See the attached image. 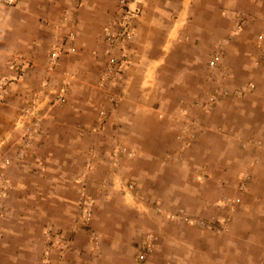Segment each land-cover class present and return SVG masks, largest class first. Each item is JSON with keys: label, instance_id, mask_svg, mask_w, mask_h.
Here are the masks:
<instances>
[{"label": "rangeland", "instance_id": "obj_1", "mask_svg": "<svg viewBox=\"0 0 264 264\" xmlns=\"http://www.w3.org/2000/svg\"><path fill=\"white\" fill-rule=\"evenodd\" d=\"M259 3L264 5V0H237L236 8L226 12L229 20L210 28L199 23L210 19V14L196 11L208 4L206 0H124L128 17L120 12V0H14L11 4L0 0V264H167L164 258L181 250L170 239L199 244L192 228L210 231L207 246L215 254L222 249L220 259L242 264L243 247L250 246L248 250L255 252L250 255L261 256L257 263L264 264V220H242L238 215L232 220L240 192H245L253 176L247 194L264 197L259 186L264 184V117L260 116L264 109L248 102L244 120L243 112L229 101L254 92V74L264 70L254 65H264V30H255V23L264 22ZM239 21L241 28L234 29ZM126 24L132 27L129 38L106 40L108 26L119 33ZM71 32L74 50L67 51L63 41ZM147 36L150 42L145 49L140 45V52L151 49L157 54L164 45L167 52L180 48L178 54L183 53L178 60L165 55L152 67L156 73L151 78L159 82L149 93L154 104L165 96L174 100L171 91L178 80L188 90L177 98L171 117L175 129L169 138L158 124L147 123L165 118L166 113L156 107L149 114H138L135 124L114 120L119 110H128L122 59L133 40L142 42ZM165 36L171 39L167 44ZM55 45L59 57L52 65L49 58ZM241 51L250 52V57L244 59ZM216 53L219 63L210 67ZM108 64L112 71L106 70ZM250 83L251 89L232 92ZM216 93V101L204 107ZM216 106L218 113L228 110V123L207 118ZM150 128L158 133L144 137L143 130ZM212 130L234 138V145L227 144L231 152L210 133L203 139L215 155L192 154L194 134L206 136ZM100 133L108 135L109 148L101 150ZM147 144L155 151L162 147L155 161H144L139 154ZM105 151L113 155L118 187L103 177L106 169L95 160ZM222 157L248 165L244 174H235L239 193L221 190L214 199L213 187L210 193L207 186L198 188L197 179L179 169L187 162L189 167L222 165ZM249 166L259 169L253 173ZM211 174L221 180L231 178L221 170ZM129 182L130 189L125 187ZM181 183L186 190L175 188ZM198 189L204 194L199 202L190 194ZM80 197H86L85 204ZM249 200L244 201L246 216L261 215L264 204ZM84 206L90 210L88 219L82 216ZM200 220L205 225H198ZM159 229L166 240L158 235ZM243 229L257 231L251 242L233 234ZM147 235L151 248L140 259L139 247ZM58 238L62 246L54 244Z\"/></svg>", "mask_w": 264, "mask_h": 264}, {"label": "crops", "instance_id": "obj_2", "mask_svg": "<svg viewBox=\"0 0 264 264\" xmlns=\"http://www.w3.org/2000/svg\"><path fill=\"white\" fill-rule=\"evenodd\" d=\"M183 3H184V0H183ZM206 3H208L206 4V6H200V8L196 9V11L203 12V15L205 14V12L207 13V15L210 14V19H206L204 22L202 21L199 22L201 26L203 25V27H210V28H214L216 26L223 24L225 18L229 20L228 16L226 15V12H228L230 9L236 8L237 6L236 5L237 0H206ZM258 5L259 6H257V8L264 13V5L260 3ZM186 9L185 11H183L184 13H186ZM196 25H198V21ZM255 25H256L255 30H258V31L261 29L264 30V22L260 24L255 23ZM148 26L149 27L147 28L151 27V25H148ZM163 40H164V43L166 44L169 41H171V39L166 36L163 38ZM149 42H150V39L148 38V36L144 38L142 42L138 38L137 40H133L130 50L128 51L127 55L122 59L123 62L126 61L125 66H123L124 67L123 72L127 76L126 84L129 90V92L127 93V101L125 103L126 108L128 110L125 113H122V111L119 110L118 111L119 115L116 114L114 120L122 125L124 122H126L129 125L135 124L138 122L137 120H139L138 114L140 113L149 114L150 109L152 110L154 107H156L154 108L156 111H159V112L163 111V113H166L167 116L165 115V118L163 119H160V118L156 119L155 121L157 123H152L153 120H149L147 123L151 124V127H154L155 124H158L160 129L163 128V131L166 130L162 135H167V137L169 138L170 133H173L172 131L173 129H175V127L173 126L174 123H172L173 120H171V117L173 115V110H175V106L177 104L176 103L178 100L177 98L181 97L184 94V92L188 90H186L184 87H181L182 83L177 79L178 85L177 84L175 85L176 90L171 91V92H174V96H173L174 100L169 101V96H165L164 99L160 98L159 100H157L158 103L154 104L156 101L154 100V97L150 95L149 93L153 91L154 87L158 85L159 82L155 80L153 81L151 78L156 73V71H154V68L152 67H154L157 62L161 61L163 56L165 55H170V58L176 57V59L178 60L183 56V53L181 52L178 54V51L181 50L180 48L173 53L169 51L168 53L167 51H165L164 45H160L158 47L160 52H158L157 54L155 50L152 51L151 49L149 50V52H147L146 50L140 52V49H139L140 45L144 47L145 49ZM239 53H240V56L245 57L244 59H248L250 57V52L248 51H241ZM255 64H256L257 69L264 68V65H262L261 67L260 66L258 67L257 63L254 62V65ZM254 75L256 76L255 77L256 89L254 92L238 96L233 100L229 99L230 103L233 106L239 108L240 113L243 112L242 115L244 116L241 115V117L244 120L248 119V115H246V109H245L248 102L251 103V106H254L257 109H258V105L260 104L259 105L260 110L264 109V95L261 94L264 92V70H262V72L257 70V72H255ZM177 86L179 87L178 89H177ZM219 107L220 106H216L215 109L211 113H208L207 118L210 117V119H212L211 122L213 123H215L216 121L223 123V124L224 122L228 123L226 122L228 121L227 119L230 117L228 110L227 111L223 110L220 113H218L217 111ZM123 115H125V117H122ZM260 116L264 117V112H262V115ZM140 119L142 120V118ZM144 119H146V117H143V120ZM115 127L117 131L121 130L120 127L118 126H115ZM210 129H213V126H211ZM116 130L114 129V133H117ZM143 131H144L143 136L147 138H149L155 132L158 133V130H152L151 128L148 129V131L146 129H144ZM147 132L150 134H148ZM210 133H212L213 136L218 137L217 140H219V143H221V145L223 146L225 150H228L229 152H231V149H228L227 144L230 146L234 145L235 143L233 141L234 138L229 137L223 133H218L212 130V132L208 131L206 136L198 137L196 134H194L192 138L196 139L195 140L196 143H195V146L191 149L192 154L208 156V155H213L215 153L214 150L210 152V150H212L211 145H208L210 144V142L208 144L204 143V140L206 139H203V138L210 136ZM133 134L135 133L133 132ZM97 138L99 140L98 143L99 144L102 143L101 150H103V146H104V149L109 148V143L107 142V140H110V139H108V135L104 136V135H101L100 133V136H97ZM97 138L95 141H98ZM213 138H216V137H213ZM208 140L210 141V138ZM148 145L149 144H147L146 147L143 146L144 147L143 152H139V154L142 153L141 155L143 156L144 161H155L156 157L162 153V147L158 151H155V150L148 149ZM219 153H222V151L220 150ZM224 153L225 152H223L222 155H225ZM109 155H110V159H109ZM112 157L113 155H111L109 151H105L104 154L102 155L100 154V156L96 157L95 160L96 162H98L99 166H101V169L102 168L106 169L103 172L104 174L103 177L107 178L109 182H113L114 186L118 187L117 177H115V173H113L114 171L112 172V168H113V162L111 161ZM222 160L223 161L220 162L222 163V165H219L218 163H213L210 167H208L207 165L205 166L203 164L202 165L197 164L194 167H189L190 164L187 162L186 165H184L186 167L182 166V168H179V169L182 172H190L193 175V177L197 179V181L195 180V183L198 188H204V186H207L209 187L208 193H210V186L213 187V191L211 193L214 199H216V197H219V195L222 194L221 193L222 191L223 193H227V194L239 193L237 186L235 185L237 184L236 177L238 174L237 175L235 174L239 172H241L240 175L244 174L246 172V170H244V166H248V165H244V163L236 162L231 157H222ZM226 161H228V163ZM208 164H210V162ZM124 167H125V164L123 165V168ZM249 168H251V171L253 170V173H254L255 168H257V170L259 169L257 166L255 167L249 166ZM217 170H221L224 173L231 174V178L230 179L223 178L221 180L220 177H213L211 173ZM205 173H210V177L205 176ZM149 176L151 177V175ZM253 177L251 178V181L248 182L247 189L245 190V192L243 193L240 192L241 194L240 201L238 203L237 211L234 213L232 220H234V218L237 215L239 216L238 219H242V220H247V219H251L254 221L264 220L263 206H262L263 213L261 215L256 214L252 216V218H251V214H248L246 216L247 213L245 209L248 208L247 203L244 202L246 198H249L250 200L248 202H252L253 204H256L258 202H261L262 204H264V199H262L264 197L260 199V198H257L256 196L252 197L249 194H247L250 191L251 184L255 182ZM227 182L229 183V185L227 184ZM174 186L175 188H178L180 190H183V189L186 190V187H184L185 183H181V185H174ZM259 186L263 193L264 184L259 185ZM190 194L192 195V199L196 201L198 200V202H199V196L203 197L204 195L202 194L200 189L196 191L194 190ZM200 200L202 201V199ZM198 204L202 205V202ZM197 212L202 213L201 210H199V208ZM241 212L243 213L242 215H241ZM191 231L194 232L193 234L195 236L194 235L193 236L196 237V240L199 242V244L189 245L183 242L181 239H174V240L170 239V243L175 242V245H176L175 249L176 250L181 249V250L177 252L174 251V253L168 254L167 258H164V261L166 263L168 262L169 264H171V262H176L177 264H232L229 261L226 262L224 258L220 259V256H223L222 249L217 248V250L215 251L216 252L215 254L214 250H210V247L207 246L206 242L210 240V231L199 230L195 228H192ZM233 234L239 235L245 238L246 240L244 241L251 242L250 237L256 235L257 231L256 230L249 231L248 229H243L237 232L234 231ZM158 235H160V237H164L160 229H159ZM166 239H167V235H166V238L164 237L163 240H166ZM178 247H181V248H178ZM249 247L250 246L243 247V254L241 258L243 260L242 264H259L257 262H260L259 258L261 256H257L256 258L252 257L250 254L255 255V252L248 250Z\"/></svg>", "mask_w": 264, "mask_h": 264}, {"label": "built area", "instance_id": "obj_3", "mask_svg": "<svg viewBox=\"0 0 264 264\" xmlns=\"http://www.w3.org/2000/svg\"><path fill=\"white\" fill-rule=\"evenodd\" d=\"M72 1H75V0H72ZM4 2L7 3V4H11V3L14 2V0H4ZM120 2L122 4L121 5V8H120V12H122L125 16L128 17L129 14H131L130 13V10H128V9H126L124 7L125 6L124 5V0H120ZM240 18L242 19L241 16H240ZM240 21L236 25H234V29H240L241 28L242 23ZM131 30H132V27H130L129 24H126V25L123 26L121 32L115 33V32H112L111 29L108 26V28L105 29V37H106V40L108 42H110V43L111 42H114V41L117 42L120 39L122 40L124 38H129L130 35H131ZM74 37H75V35L72 32L69 33V35L65 37V39L63 41V43H64V46L63 47L65 48V50H67V51H73L74 50ZM58 57H59V47H58V45H55V46H53V48L51 50V55H50V58H49V60H50V62H51L52 65H56L57 64ZM111 60H113V59H111ZM219 60H220V56L216 53L210 59V61H209L210 67L216 66L219 63ZM106 70L112 71L113 70V67L110 64H108ZM1 84H2V80H0V86H1ZM252 87H253V84L250 83L248 86L242 87V88L237 89V90H234L232 92L241 94L244 91L251 89ZM223 91H224V93H228V87L225 86V88H224ZM217 97H218V94L217 93L215 95L210 96V98L207 100V102L203 103L204 107L207 108L209 105L213 104L216 101V98ZM122 151H125V149H122ZM170 156H173V154H171ZM125 187H127L129 189L132 188V183H130V182L127 183L125 185ZM79 202L81 204H85L86 203V197H80ZM89 215H90V210L89 209H86V207L84 206V211H83V215L82 216L85 219H88L89 218ZM197 224L198 225H205V223H204L203 220L198 221ZM90 234H91L90 235L91 238L93 239L94 243L96 244L98 242L97 235L95 234L94 231H92ZM146 238L147 239H145L143 241L142 245H140V247H139L140 250H139L138 257L140 259H143L145 257L146 252L148 250H150V248H151L150 247L151 246V241L148 239V238H151V237H149V235H147ZM54 244L57 245V246H62L63 245V241H62L61 238H58V239H56L54 241Z\"/></svg>", "mask_w": 264, "mask_h": 264}]
</instances>
